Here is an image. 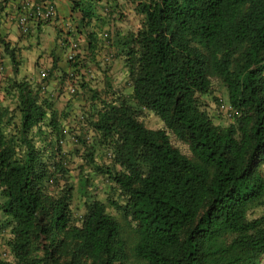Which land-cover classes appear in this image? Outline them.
I'll list each match as a JSON object with an SVG mask.
<instances>
[{
	"label": "trees",
	"instance_id": "1",
	"mask_svg": "<svg viewBox=\"0 0 264 264\" xmlns=\"http://www.w3.org/2000/svg\"><path fill=\"white\" fill-rule=\"evenodd\" d=\"M97 1L72 0L81 13L77 28L86 27L76 70L100 53L92 28ZM132 1L142 22L121 54L133 104L79 84L94 102L79 121L112 158V168L96 170L124 197L112 204L133 228L129 251L144 264H264V0ZM3 46L15 66V53ZM61 72L60 84L67 81ZM211 75L227 90V99L215 100L232 120L226 126L202 104ZM4 90L0 83V97ZM10 90L15 106L0 121V234L9 257L0 254V264L124 262L128 244L116 218L97 199L77 214L71 186L59 184L67 174L61 121L69 111L27 79ZM143 110L164 127L147 128Z\"/></svg>",
	"mask_w": 264,
	"mask_h": 264
},
{
	"label": "rangeland",
	"instance_id": "2",
	"mask_svg": "<svg viewBox=\"0 0 264 264\" xmlns=\"http://www.w3.org/2000/svg\"><path fill=\"white\" fill-rule=\"evenodd\" d=\"M104 5L97 2V22L92 28H96L97 38L99 41V55L89 56L88 62L85 63L81 71L78 72L76 92L70 94L66 90L65 78L60 84L63 72L49 71L48 77L43 81L39 75L36 81L38 85L44 83L46 85L45 93L51 95L55 107L59 111H69L66 119L61 121L63 138L61 140V152L63 155L64 167L67 174L59 176V184L64 182L72 188L71 206L77 214L82 213L86 202L97 199L102 202L106 208V212L116 218L121 226V232L125 238L128 247L126 249L127 258L124 262L118 264H144L135 259L129 251L131 244L135 238L133 228L128 224L127 220L121 213L115 209L113 202L122 203L123 196L117 185L107 175L100 173L96 167L103 170L112 168V158L108 149L97 141V136L85 121L80 122L79 117L84 119L89 117V111L92 108L93 101L90 99L91 94L83 93L80 83H86L91 89L99 91L105 95L108 91L113 96L126 97L129 103L133 104L131 99V83L127 70L124 66L123 56L121 54L123 41L129 32L136 31L141 26V15L135 10V3L132 0H104ZM105 8L108 11H105ZM103 29L104 36H99ZM105 32L107 35H105ZM81 53H84L85 43L81 42ZM111 54L108 64H101L103 57ZM58 59L53 56L52 59ZM57 63V60H56ZM99 63V65H98ZM52 60L47 64L48 68L52 67ZM57 66V64H56ZM39 68V67H38ZM59 69H61L58 66ZM38 72V69H37ZM210 91L203 95L201 100L207 112L211 116L214 123L226 126L232 122L223 116L216 108L215 100L219 97L227 99V90L225 85L216 76L211 75ZM52 83V84H51ZM51 84V86H50ZM109 92V94H110ZM111 95V96H112ZM110 97V96H109ZM139 119L147 128H163L162 120L153 112L143 110ZM4 123L6 118L3 117ZM18 118H14L13 123H7L10 130L15 129L18 124ZM171 136H174L170 133ZM84 141L81 143L80 141ZM173 143L186 156L191 157V153L187 145L173 138ZM91 154V158L87 155ZM53 188V186H51ZM258 211H261L258 209ZM260 212H257L259 214ZM3 244H0L2 248ZM9 257V254L8 256Z\"/></svg>",
	"mask_w": 264,
	"mask_h": 264
},
{
	"label": "crops",
	"instance_id": "3",
	"mask_svg": "<svg viewBox=\"0 0 264 264\" xmlns=\"http://www.w3.org/2000/svg\"><path fill=\"white\" fill-rule=\"evenodd\" d=\"M24 0H0V39L8 43L9 49L15 53L17 64L14 66L0 41V60L4 64V71L0 74V83L4 85V95L0 97V121L4 108L15 106V92L10 90L14 81L27 79L31 84H37V69L41 64L47 65L52 60V65L57 64L55 71L68 70L64 51L60 47V41L73 39L72 30L65 27L68 20L73 18L80 21L81 13L78 9L72 10V0H47L54 3L58 12V19L53 22H42L36 24L28 34H22L16 23V15ZM104 5V0H99ZM98 1V3H99ZM90 5L84 2V7ZM96 12H100L96 10ZM69 30V34L66 33ZM78 37L83 40L86 28H82ZM53 56H57L58 59ZM57 60V63H56ZM58 66L61 68L59 69ZM48 67V65H47ZM61 70V71H60ZM59 81L60 79H55ZM52 84V83H51ZM50 84V86H51ZM6 91V92H5Z\"/></svg>",
	"mask_w": 264,
	"mask_h": 264
},
{
	"label": "built area",
	"instance_id": "4",
	"mask_svg": "<svg viewBox=\"0 0 264 264\" xmlns=\"http://www.w3.org/2000/svg\"><path fill=\"white\" fill-rule=\"evenodd\" d=\"M107 11V10H106ZM57 13L56 8L51 2H36L25 0L22 4L21 11L17 16V25L21 33H28L30 27L38 22H46V21H54L56 19ZM70 26V24H67ZM78 54V44L76 42H71L68 47L67 60L71 63H74V66L68 71L67 79L70 81L67 83V89L69 93H74L76 90V76L74 75V71L76 70V64L80 62V58L77 57ZM109 57H106L105 60H108ZM3 71V65L0 63V73ZM39 74L42 78L47 76V70L42 68L39 70ZM219 109L222 112H226L228 110V105L225 104L224 101L220 99L219 101ZM3 237L0 234V243L2 242ZM0 254L2 257L8 256V250L4 247L0 248Z\"/></svg>",
	"mask_w": 264,
	"mask_h": 264
},
{
	"label": "clouds",
	"instance_id": "5",
	"mask_svg": "<svg viewBox=\"0 0 264 264\" xmlns=\"http://www.w3.org/2000/svg\"><path fill=\"white\" fill-rule=\"evenodd\" d=\"M25 1V0H24ZM23 1V2H24ZM30 1H36V2H40V1H44V2H46L47 0H30ZM23 2H22V4H23ZM48 2H51V1H48ZM98 2V1H97ZM97 2H94V9H95V11L97 10L96 9V7H97ZM51 3H53V2H51ZM22 4H21V6H20V9H19V11H18V14L16 15V23H17V16L19 15V13H20V11H21V7H22ZM53 5H54V3H53ZM55 6V5H54ZM55 8H56V6H55ZM108 11V9L107 8H105V11ZM106 11V12H107ZM56 13H57V16H56V19L54 20V21H56L57 19H58V12H57V10H56ZM97 13V12H96ZM72 20H74V19H72ZM46 22H53V21H46ZM38 23H42V22H38ZM38 23H36V24H38ZM36 24H34V25H32L31 27H30V30H29V32L32 30V28L36 25ZM67 24H70V26H68ZM76 22L74 21V24L72 23V21H70V20H68L67 21V23L65 24V27H67L68 29H70V30H72V34H73V36H74V38L73 39H69V41H67L66 39L65 40H62V41H60V47L63 49V51H64V56H65V61H66V63L68 64V70H66L65 72H67L68 73V71L74 66V63H71L70 61H68L67 60V53H68V47H69V44L71 43V42H76L77 44H78V54H77V57H78V55L81 53V45H82V43L81 42H84V39L83 40H81L79 37H78V34L80 33V32H82L81 30H82V28H86V27H79V29L77 28L78 27V25L76 26ZM19 28V27H18ZM68 32L66 33L67 35L69 34V30H67ZM28 32V33H29ZM28 33H25V34H28ZM22 34H24V33H22ZM83 38H84V36H82ZM1 41V40H0ZM2 44H3V41H2ZM106 57H109V59L108 60H105V58ZM104 59H103V61L104 62H110V59H111V57H110V55H107ZM0 63L3 65V71H4V64L2 63V61L0 60ZM42 68H44V69H46L47 70V76L45 77V78H42L41 76H40V74H39V70L40 69H42ZM52 68V67H51ZM82 68L83 67H81V68H79V69H77V70H75L74 71V75L76 76V82L75 83H77V80H78V78H79V76H78V72L79 71H81L82 70ZM49 69L50 68H48L47 67V65H45V64H41L40 66H39V68H38V75H39V77L43 80V81H45L46 79H47V77H48V74H49ZM2 71V72H3ZM1 72V73H2ZM0 73V74H1ZM67 83H69L70 81L67 79ZM45 83V82H44ZM44 83H42L40 86H41V91L42 92H45V89H46V85L44 84ZM67 83H66V89H67ZM76 88H77V86H76ZM68 92V91H67ZM61 142V141H60Z\"/></svg>",
	"mask_w": 264,
	"mask_h": 264
}]
</instances>
